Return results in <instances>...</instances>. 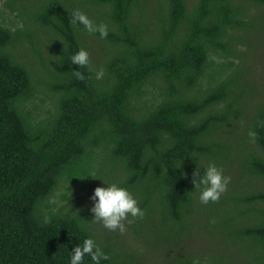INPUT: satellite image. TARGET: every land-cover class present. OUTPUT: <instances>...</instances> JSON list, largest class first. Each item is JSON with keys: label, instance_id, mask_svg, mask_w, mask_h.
<instances>
[{"label": "trees", "instance_id": "trees-1", "mask_svg": "<svg viewBox=\"0 0 264 264\" xmlns=\"http://www.w3.org/2000/svg\"><path fill=\"white\" fill-rule=\"evenodd\" d=\"M4 6L0 264H68L87 235L110 256L101 264L146 261L69 198L70 186L93 192L102 181L132 192L145 215H129V227L142 242L175 249L173 264H264V98H248L249 69L228 59H241L247 52L239 46L264 36V0ZM77 9L106 24L107 37L70 25ZM7 11L21 26L7 24ZM81 47L89 64L79 68L70 57ZM210 163L231 182L219 201L202 204L193 173ZM195 233L217 242L213 256L178 252Z\"/></svg>", "mask_w": 264, "mask_h": 264}, {"label": "clouds", "instance_id": "clouds-1", "mask_svg": "<svg viewBox=\"0 0 264 264\" xmlns=\"http://www.w3.org/2000/svg\"><path fill=\"white\" fill-rule=\"evenodd\" d=\"M69 22L70 25L77 26L80 30H87L90 34L98 32L101 38L108 35L106 24H94L88 15L79 9L69 15ZM80 25L83 27L81 28ZM70 60L73 65H78L79 68L85 67L89 64V52L81 47L71 55ZM73 75L81 80L85 78L79 70H73ZM103 75V69H100L96 72V79H101ZM249 135L255 136V133L250 132ZM203 170L201 174L200 169H197L193 173L192 179L195 189H199V201L202 204L217 202L221 195L227 191L231 177L225 175L223 168L214 163H210ZM102 182L103 185L97 186L89 197L92 201V206L89 208L92 219L88 222L100 224L109 231L119 230L120 234H124L126 231L124 221L128 220L129 215L133 218H143L145 212L127 187L117 183ZM86 257L90 258L92 264H101L102 261L110 259L109 254L91 235L85 236L82 242L70 251L68 264H84Z\"/></svg>", "mask_w": 264, "mask_h": 264}, {"label": "rangeland", "instance_id": "rangeland-1", "mask_svg": "<svg viewBox=\"0 0 264 264\" xmlns=\"http://www.w3.org/2000/svg\"><path fill=\"white\" fill-rule=\"evenodd\" d=\"M7 0H0V9L4 8V4ZM19 4H16L18 6ZM16 13H10L7 11L6 15V21L7 24L13 25L14 27L21 26V22L19 19L15 18ZM258 38L257 36L253 35L250 38V41H254V39ZM242 51L245 50L247 54H242L238 58L229 57L228 59L230 61H234L236 64L240 62V60L243 61V63L247 69H249V77L248 79L251 82V85L249 87L252 89L251 95L248 96L249 99L253 100H259L264 98V36L260 38L259 41H256L253 43V45L250 44H244L239 46ZM222 61H227L225 58H221ZM44 95V94H42ZM45 96V95H44ZM39 96L41 98L46 99L45 108H51V102L50 98ZM43 106V107H44ZM235 171H238V168H235ZM115 178V177H114ZM114 178L112 180H114ZM71 189L69 190V198H79L78 204L83 208H90L92 206V201L89 199V197L92 195V192L89 191V189L83 185V184H74V186H70ZM64 189L61 188L58 191V195H61L64 193ZM58 205L63 204L58 199L55 200ZM92 217V214L90 215ZM127 222V220H126ZM125 223V222H124ZM125 226L129 227L128 222L125 223ZM101 229L102 226H100ZM126 228L125 233L123 234L125 236V241L127 242V246L130 248V252H139L140 254H143L146 261H144L142 264H173V259L177 256V253L175 249H167L166 251L163 250V246L161 244H154V243H147L142 242L138 239L133 233V229ZM99 230V229H98ZM207 238V237H206ZM204 237L199 236V234H193L192 236L188 237L186 243L181 245V249L178 250V252H186L193 253L196 256L199 257V255H205V256H213L214 252L212 250L213 246L217 245V242L213 240L206 239ZM104 240V238H103ZM147 241V240H146Z\"/></svg>", "mask_w": 264, "mask_h": 264}]
</instances>
